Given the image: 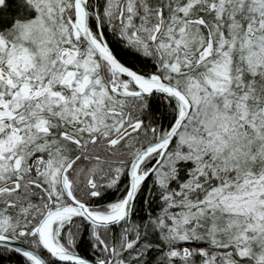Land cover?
<instances>
[{"label": "snow or ice", "instance_id": "obj_1", "mask_svg": "<svg viewBox=\"0 0 264 264\" xmlns=\"http://www.w3.org/2000/svg\"><path fill=\"white\" fill-rule=\"evenodd\" d=\"M0 264H264V0H0Z\"/></svg>", "mask_w": 264, "mask_h": 264}]
</instances>
